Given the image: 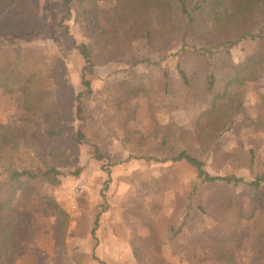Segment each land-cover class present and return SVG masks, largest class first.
<instances>
[{
    "label": "rangeland",
    "instance_id": "obj_1",
    "mask_svg": "<svg viewBox=\"0 0 264 264\" xmlns=\"http://www.w3.org/2000/svg\"><path fill=\"white\" fill-rule=\"evenodd\" d=\"M32 2L46 26L32 36L6 44L32 47L39 59L58 58L68 96L82 92L83 113L78 117L74 106L69 109L66 135L72 138L81 128L85 140L72 150L70 164L59 168V185L42 182L38 184L39 192H20L15 215L24 237L16 264H264L257 261L259 252L253 247L254 222L259 212L229 229L212 215L197 212L193 227L185 228L186 234L178 246L171 243L164 226H159L162 233L153 234L141 216L142 212H150L149 202L153 200L161 204L162 214L153 215L157 223L173 214L176 190L169 188L163 194L155 193L163 172L178 169L185 186L196 181V173L187 164L129 157V148L110 133L103 121L108 103L116 97L106 88L121 79L136 87L147 85L155 79L153 76L167 69L173 78L168 95L155 91L151 97L142 93L135 98L128 127L151 140L158 123L204 126L207 119L202 113L208 104L188 99L177 70V57H164L162 51L153 50L142 39L123 47L109 36L108 44L117 49V56L104 61L97 33L105 24L112 28L109 19L117 0H92L86 2V7L74 4L70 11L65 0ZM218 10L228 15L230 6L224 3ZM62 24L69 27V33ZM81 43L88 46L93 59L86 71V79L92 82L90 91L83 83L85 60L78 47ZM254 47L252 40L233 47L234 61H244ZM232 75L231 69L224 70L225 77ZM261 94H264V73L258 80L247 83L236 102L234 122L218 140L225 153L224 165L217 171L211 165L213 158H208L211 174H236L248 181L264 178V129L254 124ZM72 102L76 104L74 99ZM22 104L21 93L8 95L0 88V121L13 129L22 128L25 125ZM27 129L35 130L33 126ZM2 178L4 174L0 175ZM81 183L85 187L76 190ZM257 193L264 198V183L260 189L248 184L235 187L237 199L244 204ZM202 232L205 234L199 236ZM190 236L195 241L191 246ZM228 258H232V263Z\"/></svg>",
    "mask_w": 264,
    "mask_h": 264
},
{
    "label": "trees",
    "instance_id": "obj_2",
    "mask_svg": "<svg viewBox=\"0 0 264 264\" xmlns=\"http://www.w3.org/2000/svg\"><path fill=\"white\" fill-rule=\"evenodd\" d=\"M90 1L65 3L70 11L72 5L86 7ZM224 3L230 6L228 15L218 10ZM109 23L112 28L105 24L96 38L104 61L117 56V49L108 44L109 36L121 46L145 40L153 50L162 51L164 57H177V70L188 99L208 104L202 113L206 125L158 123L150 140L128 127L132 101L142 93L151 97L153 92L163 91L168 95L172 86L170 71L165 69L155 77L147 74L155 78L147 85L136 87L121 79L106 88L116 97L108 103L103 121L110 133L129 148V157L187 164L196 173V181L185 186L178 169L163 172L155 193L174 188V212L157 223L153 215L162 214L161 204L153 200L149 202L150 212L141 213L145 223L153 234L162 233L159 226H164L171 243L178 246L186 234L185 228L193 227L197 212L212 215L227 229L259 212L254 222L253 247L259 252L257 261H264V198L257 193L244 204L235 194L239 184L260 189L264 178L248 181L236 174L213 175L207 168L208 158H213L211 165L217 171L224 165L225 153L218 140L234 122L236 102L247 83L264 73V0H117ZM62 25L69 33V27ZM45 26L32 0H0V88L8 95L21 93L25 112L22 128L13 129L0 121V175L4 174L0 179V264H16L22 254L24 234L19 231L15 215L20 192H39L38 184L42 182L59 185V168L70 164L72 150L85 140L81 128L72 138L66 135L69 109L74 106L78 117L83 113L82 92L68 96L58 58L39 59L32 47L6 44L32 36ZM244 40L254 41V51L244 61L235 62L232 48ZM78 47L85 60L83 83L90 91L92 82L86 79V71L93 59L85 43ZM226 68L233 71L230 78L224 76ZM258 109L254 124L264 129V94L260 95ZM31 126L35 130L27 129ZM95 231L93 228L92 233ZM191 236L189 246L195 242ZM135 253H139L136 247ZM228 261L232 263V258Z\"/></svg>",
    "mask_w": 264,
    "mask_h": 264
},
{
    "label": "built area",
    "instance_id": "obj_3",
    "mask_svg": "<svg viewBox=\"0 0 264 264\" xmlns=\"http://www.w3.org/2000/svg\"><path fill=\"white\" fill-rule=\"evenodd\" d=\"M85 187V185L83 183L79 184L77 186V189L76 190H80V189H83Z\"/></svg>",
    "mask_w": 264,
    "mask_h": 264
}]
</instances>
